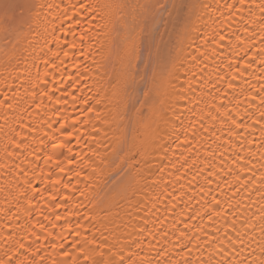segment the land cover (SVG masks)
I'll return each instance as SVG.
<instances>
[{"label":"bare ground","instance_id":"obj_1","mask_svg":"<svg viewBox=\"0 0 264 264\" xmlns=\"http://www.w3.org/2000/svg\"><path fill=\"white\" fill-rule=\"evenodd\" d=\"M28 2L3 0L0 26ZM35 2L19 40L0 35V260L92 264L100 242L125 264L264 260V0H177L135 93L118 53L153 0Z\"/></svg>","mask_w":264,"mask_h":264},{"label":"snow or ice","instance_id":"obj_2","mask_svg":"<svg viewBox=\"0 0 264 264\" xmlns=\"http://www.w3.org/2000/svg\"><path fill=\"white\" fill-rule=\"evenodd\" d=\"M0 5H2L6 14L8 11L16 7V5L13 4L3 3V0H0ZM42 7L43 4L37 3L35 2V0H31V2L26 3L24 5L21 13V18L18 23H7L0 26V35H2L6 42H13V37H15L16 40H19L24 34V26L28 25L30 29L31 21L33 20V17L31 15L25 16L24 12L31 13L32 9H39ZM52 7V4H48L49 9H51ZM85 7H87L89 11L92 10V5H86L85 3L79 4L80 9H84ZM120 7H124V5H120ZM205 7H207V5H205ZM245 7V0H239L238 4L233 3L228 5L229 10L235 8L241 14L244 12ZM139 8L141 9V11L137 12L136 6H133L131 22L126 25L124 47L122 51L118 53L120 61L119 78L122 82L123 89L128 93H135L136 91L137 76L141 73L140 62L144 64L143 72L146 74L149 65H152L153 68H155V65L162 58L161 43L163 41V31L159 29V18L157 16V13L167 9L166 14L168 17L178 19L180 11L183 8V4L177 2V0H172L171 3H160L159 0H153V3L141 4L139 5ZM261 13L264 14V5H261ZM235 14V12L232 13V15ZM164 23L166 28L167 20H165ZM158 31L160 32L159 40L156 36V33ZM244 31L246 32L247 28H244ZM223 39L224 37L222 36L221 40ZM145 52H147V55H145ZM259 54L264 55V49H262ZM65 55H67V53H65ZM245 55H247V52H245ZM140 79L143 80L144 75H140ZM229 87H232V85L230 84ZM261 91H264V88H262ZM144 96H148L147 90H145ZM143 103L144 101L141 100L140 104L143 105ZM261 103H264V100H262ZM136 110L137 112H139V108H137ZM92 111V108H88L89 113H91ZM260 120H264V112L260 113ZM233 123L236 122L233 121ZM72 135L73 133L71 132L66 133L67 137H71ZM262 135H264V133H262ZM65 146L66 142L64 141L59 144V147L61 148ZM55 150L56 149H53V151ZM69 151H71L70 148ZM49 159H51V157H49ZM68 162L69 164H71L73 161L69 160ZM57 166L59 165L57 164ZM63 171L64 169L61 168V172ZM77 175H79V173ZM237 179H239V177H237ZM65 187H67V185ZM57 207H60V205H57ZM57 219L59 220L60 217H57ZM262 219H264V217H262ZM43 227L44 226L41 225V228ZM53 227H55V224H53ZM77 228H79V226H77ZM48 235H51V232H49ZM94 242L95 241H90L89 243ZM24 247L25 245L23 243L19 244V248L23 249ZM64 247V245H61L59 250L61 251L63 257L68 258L72 256V253L77 248H80L81 245L79 244V242L73 243L72 247L67 251L64 250ZM98 247L102 251H100L99 253V259L93 260L92 264H125L126 258L122 255H119L118 252L112 251L110 255L105 256L104 250L107 249V245L105 243L100 242L98 244ZM38 251L39 250H37L36 254H38ZM81 254L83 253L81 252ZM261 254L264 255V248L261 249ZM88 261L89 257L85 255L84 259L80 261V264H88ZM0 264H12V260H0ZM18 264H23V261H19ZM33 264H43V262L33 261ZM72 264H77L75 257H72ZM144 264H151V262L145 260ZM209 264H211V261L209 262ZM216 264H224V261H218L216 262ZM251 264H257V262L252 261ZM259 264H264V260L259 261Z\"/></svg>","mask_w":264,"mask_h":264},{"label":"rangeland","instance_id":"obj_3","mask_svg":"<svg viewBox=\"0 0 264 264\" xmlns=\"http://www.w3.org/2000/svg\"><path fill=\"white\" fill-rule=\"evenodd\" d=\"M167 2L171 3L170 1H167ZM167 2H166V3H167ZM162 12H163V13H162L163 15H161L162 18H161V19L159 18V19L161 20V22H159V27H160V26H163V25L165 24L164 21H165L166 16H167V15H166V13H167V9L164 10V11H162ZM159 17H160V15H159ZM164 17H165V18H164ZM166 20H167V19H166Z\"/></svg>","mask_w":264,"mask_h":264}]
</instances>
